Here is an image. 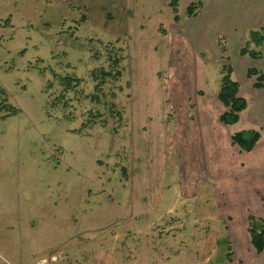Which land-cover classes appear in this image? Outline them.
I'll use <instances>...</instances> for the list:
<instances>
[{"label": "rangeland", "instance_id": "374dc122", "mask_svg": "<svg viewBox=\"0 0 264 264\" xmlns=\"http://www.w3.org/2000/svg\"><path fill=\"white\" fill-rule=\"evenodd\" d=\"M171 2L0 0V264L228 263L264 206L230 143L264 141V26L241 0ZM225 67L247 107L222 127Z\"/></svg>", "mask_w": 264, "mask_h": 264}, {"label": "trees", "instance_id": "16d2710c", "mask_svg": "<svg viewBox=\"0 0 264 264\" xmlns=\"http://www.w3.org/2000/svg\"><path fill=\"white\" fill-rule=\"evenodd\" d=\"M172 7H175L174 0L171 2ZM191 8V7H189ZM174 11L176 9L174 8ZM188 13H191V10L188 9ZM194 13V12H193ZM176 16V15H174ZM255 33V31H253ZM255 44L260 45L264 44V35L258 37H253ZM241 55L248 54L252 58H259L260 53L254 50L247 51L246 48H241ZM226 72L223 74L221 79V87L218 91L217 98L220 103L224 106L225 110L218 117L219 123L223 125H232L238 122L239 113L247 107L246 100L238 95V82L230 78V71L232 70L229 67H225ZM247 77L256 76V81L254 83L255 88H261L264 92V73L255 70L254 68H248L246 71ZM9 107V106H8ZM6 109V105L0 107V110ZM7 110H10L9 108ZM16 112V110H10ZM264 121V120H263ZM264 127V122H263ZM261 136L260 130L249 129L241 130L235 132L230 137V143L233 146H236L240 151L250 152ZM248 233L250 235V240L253 248L257 253H260L264 248V220L257 218L255 216H248Z\"/></svg>", "mask_w": 264, "mask_h": 264}, {"label": "crops", "instance_id": "0c3cea01", "mask_svg": "<svg viewBox=\"0 0 264 264\" xmlns=\"http://www.w3.org/2000/svg\"><path fill=\"white\" fill-rule=\"evenodd\" d=\"M215 1L220 5L225 3V0H215ZM241 2L245 3V7L241 10V12L239 13V16L245 17L247 23L249 24L248 27L257 28V27H261L260 25L264 26V6L259 5L258 0H241ZM218 9H223V8H218ZM227 16H228V13L224 8L220 14H217L216 19L222 22L229 29L236 28L237 25L235 23H230L229 25H226L225 19H227ZM255 59L257 61L262 58H255ZM255 68H258V67H255ZM221 126L223 127L227 125L221 124ZM262 140H263V136L261 134L260 139L257 143L259 145L261 144V151L264 153V141ZM223 143H219V145L222 146ZM252 150H253L252 154H255V155L249 160L248 167H249V170L254 175H257L259 171H263L264 169L263 167L264 162L261 163L262 161H264V155L263 157H259L258 159L259 162L257 166L256 165L257 161L255 162V158L257 157V152L255 150H257V148L256 149L254 148ZM220 151L221 150L219 151L215 150V152H220ZM199 157H204V155L200 153ZM258 210H260V212L250 213L249 216L252 215V216H255L257 218H261L264 220V206L262 209H258ZM228 236H229L228 237V243H229L228 248H230L228 252L230 253V256L227 258L228 263L226 264H264V248L260 253H257L255 249L253 248L251 244V240H250V235L248 233V221L245 223L244 229H240L239 231H236L234 229L233 231L229 233Z\"/></svg>", "mask_w": 264, "mask_h": 264}]
</instances>
